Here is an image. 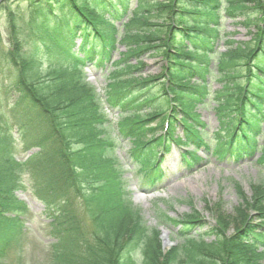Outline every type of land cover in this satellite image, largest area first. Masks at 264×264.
<instances>
[{"label": "trees", "instance_id": "obj_1", "mask_svg": "<svg viewBox=\"0 0 264 264\" xmlns=\"http://www.w3.org/2000/svg\"><path fill=\"white\" fill-rule=\"evenodd\" d=\"M15 1L25 3L30 14L42 13L45 18H60L62 15L60 34L55 38L68 54L74 36L78 35L82 39L78 53L83 57H78V53L74 52L75 64L70 67L59 65L45 71L33 60L34 57L24 56L16 27L12 26L11 47L5 53V61L9 76L15 75L11 90L21 121L19 139L23 148L35 147L38 152L25 163L15 161L9 144L12 137L0 135V246L4 248L8 245V234L14 229L19 230L20 216L25 214L24 205L14 196L15 191H25L27 188L20 174L25 167L30 172L29 188L35 189L34 195L44 205L45 216L51 221L52 234L64 244L66 250H70L68 245L74 246V242H79L81 236L69 198L70 192L79 194L83 206L95 216V221L102 228L106 224L104 220H110L98 244H101V248L88 246L86 252L83 247L86 255L81 259L67 252L66 264H136L131 253H123L131 244L132 237L133 240L134 237L138 240L143 237L144 228L131 212V204L123 191L120 170L112 159L114 143L104 132L107 119L95 91L88 87L82 76L83 64L97 56L94 49L89 48L88 40L102 43L99 57L105 62H109V51L115 43L126 47L119 60L123 69L110 75L115 86L123 84L125 80L129 87L135 89L163 79L161 94L165 99L172 96L177 100L179 104L173 105L172 113L178 109L183 114L181 122L187 135L200 144L201 133L192 127L197 119L188 109L190 99L200 89L201 99L206 98L205 79L210 76L209 61H215L219 70H223L227 58L230 62H250L253 58L258 61L256 54L264 51V0H138L136 12V9L128 10V0ZM116 13L125 15L128 24L107 31V20L114 18ZM229 17L243 19L242 25L251 35L250 41L239 44L226 54L217 53L215 46L222 33L223 22ZM47 23L45 19L37 20L30 30L35 35H45L48 32ZM136 26L139 29L132 34L130 30ZM49 40L53 41V38H46V41ZM225 44L229 46V41H225ZM43 48L49 58L62 57L52 46L45 47L43 44ZM40 50L41 47L36 46V51ZM145 53L158 56L165 65L160 77L141 82L136 72L142 67L140 57ZM130 58L136 60L134 64L128 63ZM59 62L63 63L57 61L55 64ZM258 62L255 69L259 73L254 75L251 69L248 70L249 78L254 77L256 83L248 81L242 85L235 106L229 105L225 110L234 108L233 112L237 113V128L231 142L238 135L241 141L247 142L249 134L246 131H250L247 124L255 122L248 106L253 104L252 98H259L260 92H264V64L258 65ZM122 76L127 77L123 79ZM195 76H199L202 82L189 83ZM113 92L114 88L110 86V91L105 95V102L110 107L122 101L129 91ZM116 106L124 112V105ZM246 113L252 117L247 118ZM165 119L172 127V115ZM147 120L138 115L125 116L116 130L119 137L134 139L131 154L135 160L151 142L143 140V136L139 138ZM167 134L170 135L169 132ZM261 162H264V153ZM254 207L258 210L261 206L254 204ZM111 215L112 219L108 217ZM238 216L239 222L235 224L237 231L229 237L218 233L220 237L209 248L198 244V248L193 249L198 256L191 255L188 262L181 261V258H163L152 250L147 251L144 264H257L259 256L255 247L247 242L248 235L255 229L246 223L243 231L240 226L247 216L240 213ZM130 229L133 234L128 237L127 231Z\"/></svg>", "mask_w": 264, "mask_h": 264}, {"label": "rangeland", "instance_id": "obj_2", "mask_svg": "<svg viewBox=\"0 0 264 264\" xmlns=\"http://www.w3.org/2000/svg\"><path fill=\"white\" fill-rule=\"evenodd\" d=\"M153 20L155 21L154 18ZM4 21L5 16L2 15L0 22L2 23ZM15 23L20 25L22 22L15 20ZM115 24H119V22H115ZM226 31L232 33L230 38L235 42H246L248 40L247 34L236 24L227 26ZM33 43L34 41L31 39L25 41L24 47L27 52L33 51ZM3 46H5V34L3 28L0 27V49L4 48ZM118 51H123V48L119 47ZM113 56L114 60H116L118 58V52H115ZM39 58L40 55H38V59ZM39 62L42 69L48 65L44 57H41ZM143 63V76L156 75L159 73L161 67L159 57L154 56L152 53H147L143 57ZM228 65L227 71L232 75L229 76L230 78H226L224 73H218L215 63L211 64V68L215 73L213 78H209L208 88L210 92L216 93V96H212L210 100L206 101L205 106L197 105L195 108L196 113L200 115L201 121L210 133L209 139L211 143L215 141L212 133L216 131L218 126L214 110L215 105L221 103L226 94L232 93L231 88H233L234 84H240L243 81V79L239 78V76H243L244 74L243 63L234 62V64ZM86 75L88 79L99 88L104 87L107 83L103 77L99 76V69L97 68L96 70L87 69ZM5 76H7V72L1 69L0 116L7 119V125L5 129L0 130V133L5 131L9 134V131L13 137H17L19 132L16 130V123L9 119L13 100L12 95L8 92V82L5 80ZM226 88L229 90L226 91ZM175 133L176 135L182 136V130L179 127L175 130ZM14 144L19 146L20 142L16 140ZM129 147L130 145L128 143H124L120 146L118 154L120 156H125ZM170 148L171 150L166 154L164 163L160 166V170L165 175L162 184L159 186L160 190L153 195L144 196L143 199L136 200V203L141 207L140 214L145 226L149 229L157 227L155 229L159 231L162 242L164 234L168 235L171 242L168 240L169 244L165 249L166 252H169V248H171L172 245H176L178 248H186L181 240L169 234V232L171 233L170 229H172L170 224L174 223L172 220L182 222V219H185L184 216L192 212L193 214L194 212H198L200 214L199 221L204 223L201 228H191L190 225L186 224L191 228L190 234L192 238H199L202 236V241L207 245V243H210L212 240V237L209 236L206 238L205 236V233L209 230H217L221 235L231 236L232 233L237 231L235 224L239 222V216L234 214V209L241 200V194L237 190V187L241 188L242 192L250 197V185L260 184V182L264 181V171L245 160H240L237 163H233L232 161L217 162L216 158L202 151L199 155L206 158L207 165H204V163L198 164L195 169L192 170L194 173L190 174V172L182 169L179 163V154L184 148ZM122 162L124 164L126 163L124 161ZM127 166L129 170L132 169L129 163H127ZM126 176L131 177L132 174L128 173ZM129 184L131 188H134L136 182L133 179L130 180ZM19 198L22 200L24 199V197H20V195ZM158 199H162L163 203L158 202ZM25 200L30 204V213L32 215V220L26 223L24 227L25 238L22 241L18 238L13 239V250L0 261V264H30L31 262L32 264H51L52 255L48 256L50 248L47 247L51 239L47 236L46 221L40 215L42 207L33 198L25 197ZM156 202L159 205L153 208L152 205ZM261 209L264 210V205L261 206ZM208 210H211L214 215L209 214L207 212ZM246 211L247 209L243 208L242 214L245 215ZM79 215L81 217L84 234L86 238H88L87 240H90L96 236L92 227V222L82 211H79ZM194 217L197 218L198 215ZM240 227H242L244 231V224ZM131 234H133L132 229L127 231L128 237L131 236ZM160 245L161 243L157 244V246ZM259 263L264 264V257ZM138 264H141V261H139Z\"/></svg>", "mask_w": 264, "mask_h": 264}]
</instances>
